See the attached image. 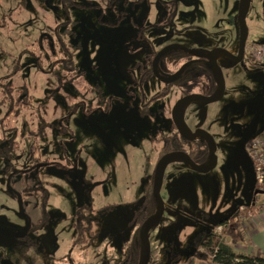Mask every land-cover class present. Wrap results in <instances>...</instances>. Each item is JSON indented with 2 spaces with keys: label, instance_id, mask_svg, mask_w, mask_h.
<instances>
[{
  "label": "rangeland",
  "instance_id": "obj_1",
  "mask_svg": "<svg viewBox=\"0 0 264 264\" xmlns=\"http://www.w3.org/2000/svg\"><path fill=\"white\" fill-rule=\"evenodd\" d=\"M263 2L248 0L247 45L264 44ZM239 6L240 0H0V84H26L33 97L30 107L9 114L12 102L0 89V264L122 261L156 164H147L146 181L140 177L144 169L128 168L126 157L145 165L150 149L170 131L154 104L151 114H142L141 93L151 96L162 88L154 76L142 87V70L170 45L203 56L214 49L239 56ZM69 55L71 68L65 64ZM171 57L165 64L178 68L182 60ZM219 64L222 99L184 107L187 123L213 137L217 166L203 174L180 161L166 165L165 212L149 232V264H215L211 251L192 249L196 234L261 196L250 142L244 150L241 144L264 133V67L247 57L237 65L225 58ZM206 66L197 68L192 85L195 93L214 96L218 88L200 89ZM174 102L160 104L169 110ZM40 127L44 137L31 136ZM34 147L42 166L26 172ZM9 186L21 193L20 202ZM47 197L48 219L37 227ZM91 199L97 208L93 236L74 247L76 210ZM20 205L34 230L28 232ZM261 207L243 210L242 222ZM222 233L221 227L215 230L216 241L227 243Z\"/></svg>",
  "mask_w": 264,
  "mask_h": 264
},
{
  "label": "flooded vegetation",
  "instance_id": "obj_2",
  "mask_svg": "<svg viewBox=\"0 0 264 264\" xmlns=\"http://www.w3.org/2000/svg\"><path fill=\"white\" fill-rule=\"evenodd\" d=\"M248 45H246V48ZM170 46H175V45H170ZM167 47H169V46H167ZM167 47H165L164 49H166ZM187 50H190V49H187L183 46L182 47H174L173 49L164 53L157 61V64H156L157 74L154 71V59L157 56V54L162 52V51L155 53V55L150 58V60L148 62V66L142 70L141 77H140V82H141L142 87L144 86L145 83H147L149 81V79L152 76H154L157 80H159L162 83V88L159 90L158 93H156L154 95L146 96L145 94L142 95V93H141V98H142L141 100H142V105H143L142 106V108H143L142 114L143 115L151 114V113H149V111H150L149 107H151L154 104L155 110L157 111V113H159L162 117H164L166 119L167 125L169 124L168 127H169L170 131H169V134L167 136L163 137L161 143L159 144V145H161V147H157L159 145H155L153 148L150 149L151 152L147 156V161L144 163L145 165H141L139 161H136L137 159H133L132 157H130V155L126 157V160L128 163V168H129V166H131V168L133 167V170H134V167L140 166V168L142 167V169H144L143 171H141L142 173H141L140 177L146 181H147V179H146V176L144 175L145 168L149 162H153V160L155 161L156 164H155L154 172L151 175V182L146 184V188L147 187L149 188V185L151 184V188L153 190L152 193H153V196L155 199H156V197H155V193H154V189H153L155 171H156V167H157L160 159L163 156H165L166 154L173 153V152H183V153L187 154V156L196 165H198L200 167H206V168L213 166V164H214L213 158H215L216 159L215 167L217 166V156H216V151H215L216 143H215L213 137L207 131L199 128L198 125L191 126V125H189V123H187L188 110L186 111L183 108L184 110L182 109V111H180V114H179L177 120H179V123L181 124V126L191 133H194L197 130H202L206 134L205 135L200 134L197 138H194V139H187L178 131V129L175 125L174 110L176 108V105L181 100H183L184 98H187L188 96L201 95V94L195 93V91H194L195 86L192 85L196 82V77H195L196 73H199V72H197V68H203V66L207 65L206 66L207 68H204V69H206V72H208V73H205L207 75V79L204 80L203 82H201L202 86H200V89L205 91V92H209V93L213 92L214 93L215 87H216V88H218V91H217V93L216 92L214 93V96H217L220 93L219 81H218L217 75L214 72L213 67L209 63L208 59L205 60V58H203V55H199V54H197L196 56H193V55L189 54ZM174 52H176V54H174ZM169 56H172L171 58H173V61L182 60L181 64L178 65V68H175L176 64H174V63L165 64L164 59L169 57ZM196 57H198L199 59L195 60ZM212 80H214V84L212 83ZM202 96H205V95H202ZM214 96H205V97H214ZM168 98H175V102L173 103L172 106H170L169 110H167L166 108H164V106H162L160 104V103H162V101L164 99L167 100ZM194 102L195 101H191L189 103H194ZM197 102H204V101H197ZM181 112H183V113H181ZM178 113H179V111L177 112V115H178ZM180 115L182 117L181 119H180ZM47 118H49V116ZM46 123H47V121L44 120V124H46ZM255 128H256V125H254L252 127L253 130ZM206 135L209 136V138H211V140H212L211 142H213V150H211V146H210L208 140L205 138ZM253 138H254L253 135H250V138L244 143V146H242L243 143L241 144L242 150L246 149L247 144ZM128 154H130V153H128ZM172 161H174V160H172ZM172 161H170V162H172ZM178 163H180L182 165H186L190 169L196 171L195 169L191 168L186 162L180 161ZM41 166H42V162H40V163L36 162L35 164L32 163L30 165V167L25 171L26 172L33 171L31 169H33L34 167L36 170H38L41 168ZM22 172H24V171H22ZM198 173H200V172H198ZM9 187H8L9 194L11 196L15 197L18 202H20L21 199L23 198L21 193L17 192V190L12 189L11 187L9 189ZM146 193L148 194V192H146ZM147 194L145 197H147ZM161 195H162V193H161ZM91 200H92L93 204L91 202L90 206L88 205V207H80L76 210L77 212H76L75 221H74V230H75L76 235H75V237L71 238V241H70V244L74 247L88 243L90 240L88 238V236H90V238L93 236L94 225H95L93 217L97 212V210H96L97 208L94 205V201H93L94 199H91ZM49 201H50V199L47 197L45 206L39 207V216L40 217L38 220L37 227L48 219L47 218V213H48L47 205L49 204L48 203ZM142 205L136 210V212H138V213L141 212L140 209H142ZM157 209H158V203L155 207V212L157 211ZM20 215L22 216L25 223L27 224L28 232L30 230H32V229L34 230L36 228V227H33V222H32L31 216L25 214V212H24V214L20 213ZM79 221L80 222L82 221V223H84V225L87 228V231L85 233V236L87 239H85V241H80V239H78L79 232H78L77 225H78ZM203 222L205 223L206 220H203ZM134 223H136V221ZM135 225L136 224H134V226ZM207 226H209V225H207ZM19 263H23V262L20 260Z\"/></svg>",
  "mask_w": 264,
  "mask_h": 264
},
{
  "label": "trees",
  "instance_id": "obj_3",
  "mask_svg": "<svg viewBox=\"0 0 264 264\" xmlns=\"http://www.w3.org/2000/svg\"><path fill=\"white\" fill-rule=\"evenodd\" d=\"M190 56V55H189ZM247 57V53L245 54V58ZM205 60L207 58L203 56ZM244 58V60H245ZM66 67L71 68L73 64L72 55L65 60ZM15 73L19 72L18 68L14 70ZM1 93L6 97L9 98L12 102L13 108H11L10 113L14 110L19 113L20 109H27L32 104V95L29 91V88L26 84L22 87H17L13 85V82L0 84ZM45 132L39 130L31 133V136H35L38 138L44 137ZM38 147V146H37ZM13 149V148H12ZM14 150V149H13ZM40 155H38V150L34 147L33 150L30 151V157L28 158L29 164H35L36 162H40ZM35 167L31 170H34ZM17 174V173H16ZM151 184L148 188V194L145 198V203L142 205V209L140 213H138L133 221H136L135 225V233L131 239L129 250L127 254L122 259L119 264H138L139 259L141 257L143 251V238H142V225L143 223L155 213V207L157 205V201L153 196ZM46 202V201H45ZM45 202L42 203V206H45ZM256 200L252 204L247 205L244 210H249L255 207ZM237 207V209L224 220L218 223H210L207 222L209 226L206 225V228L201 232L197 233L192 241V249L197 254L200 249H207V251H211L213 254V262L215 264H264V257L263 255L258 252L255 254H243V253H236L233 251L231 246L241 244L245 241L244 233L242 230V220L241 217L244 212ZM210 223V224H209ZM78 239L80 241H85L86 236L85 233L87 231L86 226L82 221L78 222ZM223 228V233L225 242H217L215 235V230L217 228Z\"/></svg>",
  "mask_w": 264,
  "mask_h": 264
},
{
  "label": "water",
  "instance_id": "obj_4",
  "mask_svg": "<svg viewBox=\"0 0 264 264\" xmlns=\"http://www.w3.org/2000/svg\"><path fill=\"white\" fill-rule=\"evenodd\" d=\"M247 5H248V0H240L239 13H238V23H239V27H240V46H239V50H238L239 56L231 54V53H229L225 50H222V49H214L211 52H209L208 55L205 56V57H207L209 63L212 65L213 70L217 75V78L219 81L220 93L214 97H205L202 95H191V96H188L187 98H184L183 100H181L176 105V108L174 110L175 125H176L178 131L187 139H194V138H197L200 134L205 135L206 133L202 130H197L194 133H191V132L187 131L185 128H183L181 126V124L179 123V120H177L181 109L191 101H204V102H208V103H213V102H216V101L222 99V97L224 95L225 81H224L222 69H221L220 64H219V56L221 54H223L225 56V58L228 59L229 62H231V64H233V65L240 64L244 61L245 54H246V45L248 42L247 41L248 40V34H249V28H248V25L246 22ZM174 47H182V46H179V45L169 46L166 49H164L162 52L157 54V56L154 59V71L156 74H157L156 64H157L158 59L164 53L173 49ZM187 51L189 54H191L193 56L197 55V52L194 50H187ZM178 111H179V113L177 115ZM205 138L208 140V142L211 146V150H213V142H211L212 141L211 138H209V136H207V135L205 136ZM249 138H250V135L243 141L242 146H244V143ZM176 158L182 159L191 168L195 169L197 172H200V173H208L209 171H211L215 167V164H216V159L213 158L214 159L213 166H211L209 168L200 167V166L196 165L187 156V154H185L183 152L169 153L160 159V161L156 167L155 177H154V185H153L155 197H156V200L158 203V209L142 225L143 251H142V254H141V257L139 259L138 264H149V261L151 258V244H150V240H149V232H150V229L152 228V226L154 225V223L158 219H160L165 212V202H164L163 197L161 195V184H162V178H163V171H164L166 165L170 161H172L173 159H176ZM9 189H10V187H9ZM19 208H20V213L24 214L23 206L20 205Z\"/></svg>",
  "mask_w": 264,
  "mask_h": 264
},
{
  "label": "built area",
  "instance_id": "obj_5",
  "mask_svg": "<svg viewBox=\"0 0 264 264\" xmlns=\"http://www.w3.org/2000/svg\"><path fill=\"white\" fill-rule=\"evenodd\" d=\"M263 14H264V2H263ZM247 58L251 60L257 66L264 67V44L253 43L249 44L246 48ZM248 151L251 155L253 161V167L256 173V184L261 193V198L264 196V133L256 138L254 137L250 141V146L248 147ZM257 198V197H256ZM260 197L257 200L261 199ZM244 210V209H242ZM251 216V214L249 215ZM260 216L264 219V203L260 210L252 216ZM248 217L245 218L242 222V226H248ZM247 221V222H246Z\"/></svg>",
  "mask_w": 264,
  "mask_h": 264
},
{
  "label": "crops",
  "instance_id": "obj_6",
  "mask_svg": "<svg viewBox=\"0 0 264 264\" xmlns=\"http://www.w3.org/2000/svg\"><path fill=\"white\" fill-rule=\"evenodd\" d=\"M224 58L225 57L222 55L219 56V59ZM254 198L256 200V204L263 205L264 196H262V198L260 196V200H257L256 196ZM243 233L245 241L237 245L242 249V253L255 254L260 252L264 257V219L260 216H255L253 219H251V221H248V226L243 227Z\"/></svg>",
  "mask_w": 264,
  "mask_h": 264
},
{
  "label": "bare ground",
  "instance_id": "obj_7",
  "mask_svg": "<svg viewBox=\"0 0 264 264\" xmlns=\"http://www.w3.org/2000/svg\"><path fill=\"white\" fill-rule=\"evenodd\" d=\"M221 55H222L223 57H225L223 54H221ZM221 55H220V56H221ZM184 107H185V106H184ZM184 107H183V108H184ZM183 108H182V109H183ZM182 109H181V111H182ZM181 113H182V112H181ZM181 115H182V114H181ZM181 115H180V119L182 118V117H181ZM173 160H174V159H173ZM175 160H180V161H183V160H182V159H180V158H176ZM183 162H184V161H183Z\"/></svg>",
  "mask_w": 264,
  "mask_h": 264
}]
</instances>
